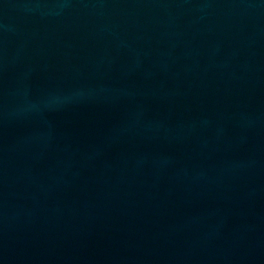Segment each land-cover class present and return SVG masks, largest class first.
I'll return each instance as SVG.
<instances>
[{
	"label": "water",
	"instance_id": "water-1",
	"mask_svg": "<svg viewBox=\"0 0 264 264\" xmlns=\"http://www.w3.org/2000/svg\"><path fill=\"white\" fill-rule=\"evenodd\" d=\"M0 264H264V0H0Z\"/></svg>",
	"mask_w": 264,
	"mask_h": 264
}]
</instances>
